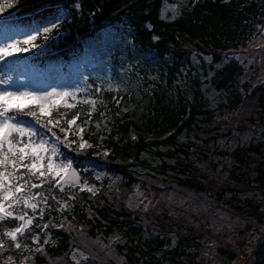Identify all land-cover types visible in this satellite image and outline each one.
I'll use <instances>...</instances> for the list:
<instances>
[{"label":"trees","instance_id":"1","mask_svg":"<svg viewBox=\"0 0 264 264\" xmlns=\"http://www.w3.org/2000/svg\"><path fill=\"white\" fill-rule=\"evenodd\" d=\"M177 1L0 0V19L52 8L65 14L47 40L39 34V46L29 45L35 57L0 62V81L21 78L27 65L43 71L54 60L44 55L56 53L65 70L81 74L78 95L94 101L6 114L36 122L42 132L14 133L12 152L7 143L0 152L24 183L25 197L35 196L37 204L19 207L15 216L32 224L24 223L15 242L5 233L21 220L0 221V264L9 255L23 264H206L212 231L197 216L166 200L141 210L131 198L165 190L243 222L232 230L234 240L217 249L221 264H264V82L245 79L241 63L264 37V0H188L176 16L164 15ZM210 90L225 94L214 107ZM247 132H253L248 141L222 145ZM42 136L59 143L81 182L98 183L85 163L101 164L103 189L92 195L80 192V184L57 185L49 175L32 174L18 148ZM25 244L28 251L20 252Z\"/></svg>","mask_w":264,"mask_h":264},{"label":"rangeland","instance_id":"2","mask_svg":"<svg viewBox=\"0 0 264 264\" xmlns=\"http://www.w3.org/2000/svg\"><path fill=\"white\" fill-rule=\"evenodd\" d=\"M190 1V0H189ZM188 0H178L176 4H168L165 7L164 15H169L171 17L176 16L183 9L184 5L189 3ZM64 12L58 8L47 9L45 12H40L38 15H29L23 18L15 19L7 22H0V47H7L8 45H15V48H9V51L13 53L11 56H6L9 58H17L25 60L29 57H33V51L31 52L28 45L24 44V41L29 38V36H38L43 33L45 27H52V24H59L62 22L64 17ZM34 43V41L32 42ZM29 49L28 51H19V49ZM45 57L54 58L50 62L46 69L40 71L39 66L36 65H27L24 69V73L21 78H8L5 82H0V94H5L13 97L8 99L5 106L25 107L30 104L43 105L44 111L46 113L52 108L60 106H73L74 104H80L81 102H94L90 98H84L78 95L82 90V76L78 72H68L65 70L64 65L62 64V58L58 55H44ZM5 58V57H4ZM50 59V58H49ZM2 59H0L1 61ZM83 60V47L80 46L78 50V55L75 58V63L78 67H81L80 64ZM28 61V60H25ZM244 65V78L252 80L253 84L264 82V37L258 38L255 43L251 46L250 50L248 49L246 54L244 53L241 60ZM107 75H110L112 72L110 69H107L105 72ZM110 77V76H109ZM118 85L115 80L112 79L110 84L111 88L117 90ZM255 86V85H253ZM69 93L70 95L61 99L59 94ZM27 94L28 97H40L38 101H33L24 96ZM51 94V96H49ZM209 101L212 107L216 106L220 100L225 98L224 93H216L212 90L208 92ZM15 97H20L16 99ZM72 99L75 100L72 103ZM41 109V107H40ZM7 117H0V121L6 119ZM221 119L219 116L218 120ZM9 125H15L17 128L23 129L24 132L21 134L17 133L20 136H31L34 137L36 132H42L38 127L36 122L28 120H19V119H8ZM7 131V129H6ZM253 136V132H247L246 134L235 138L231 142H222L224 147L232 146L238 143L240 140L241 143L248 141ZM11 138V137H10ZM43 142V143H42ZM20 148H24V152L19 151ZM55 149V152L53 151ZM18 153L20 156H23L25 160L28 158L31 161L29 165V170L36 175L37 177L50 176L54 179L60 180V177L63 176L64 180L63 185H68L69 187L80 186V192H89L92 195H96L103 189L104 179H105V169L104 167L96 161L89 160L87 168L93 171V175L98 183L95 181H85L81 182L79 172L72 167V165L62 158L60 155V146L58 142L54 141L51 137L42 136L40 138L31 139L28 144L21 145L18 148ZM35 160L36 167L32 168V163ZM52 162L53 168L51 171L48 170V163ZM61 165H70V168H61ZM39 169V171H37ZM0 171L4 172L5 179L3 180L4 189H0V197H3L6 194V190L11 187L10 191H7L8 199L4 200L6 211H11L13 215L20 213L21 207L24 204H33L35 202V196L31 194L29 197H25L24 192L17 193L15 191L16 187L23 186L24 183L17 181L13 172L5 165H0ZM43 171L44 176H40L39 172ZM59 173V175H56ZM88 189H92L89 191ZM121 189V187H120ZM138 195L135 197V194L132 195V199L135 198L137 201L136 206L141 210H149L150 208L156 206L155 204L159 201L166 200L169 204H172L173 207L181 212H184L188 215L192 214L197 216L205 226L211 229V235H209L205 240L204 246V260L206 264H221L223 258L218 256L217 249L220 245L226 246L227 243H230L234 240V235L232 230L238 224L241 226L243 222L240 219L233 217L225 209H216L207 204H201L197 201L187 199L183 195L175 193L173 191L165 190L159 191L157 193L153 192H136ZM19 196L21 199L19 202L15 201V197ZM162 202H159V205ZM9 204L13 206L8 207ZM26 219L24 223L26 224ZM27 225V224H26ZM15 231V230H13ZM19 235V234H18ZM224 235H227L228 239H224ZM219 237L222 238L221 243L218 242ZM8 238H10L8 236ZM247 238V237H246ZM11 239V238H10ZM250 240L247 241L249 243ZM14 243V242H13ZM237 243V242H236ZM29 245L25 244L20 252H27ZM16 256L4 257L2 260L3 263L14 264ZM18 264H23V261H19Z\"/></svg>","mask_w":264,"mask_h":264},{"label":"snow or ice","instance_id":"3","mask_svg":"<svg viewBox=\"0 0 264 264\" xmlns=\"http://www.w3.org/2000/svg\"><path fill=\"white\" fill-rule=\"evenodd\" d=\"M57 27H58V25L53 23L52 27H45L43 33H41L40 35L42 36V38L44 40H47L49 38V34L53 31L54 28H57ZM36 39H37L36 36H29V38L24 41V44H32V47H38L39 45H36V44L32 43ZM9 48H15V45H8L7 47H0V59H3L6 56L13 55V53L11 51H9ZM28 50L29 49H27V48L19 49V51H24V52H26ZM69 95H70L69 93H61V94H59L61 99L65 98V97H67ZM24 96L29 98V99H32L33 101H38L40 99H44V98L34 97V96L33 97H28L27 94H24ZM49 96H51V94H49ZM12 98L13 97H11L9 95L0 94V108H2V110H0V117H6V114L13 110L11 106H5L6 103H7V100L8 99H12ZM15 98L19 99L20 97H15ZM88 103H92L94 105V102L89 101ZM40 107H41V111L43 112L45 110L44 106L40 105ZM17 110H22V106H17ZM31 114L35 115L34 112L31 113ZM8 119H10V118H6V119L0 121V152L3 151L5 143H7L9 145L8 151L12 152V150H13L12 149V140L10 139V137L12 136V133L13 132H19V133L22 134L24 132L23 129L17 128L14 124L13 125H9L8 124ZM74 122H75L74 120L70 121V123H74ZM6 129H7V131H6ZM61 130L63 131V129H61ZM81 147H84V145H81ZM19 151L21 153H23L24 152V148H20ZM53 151L55 152V149H53ZM19 159L23 160L24 157L20 156ZM5 163H6L5 159H0V165H3ZM31 167L32 168L36 167L35 160L33 161ZM47 167H48L49 171L52 170L53 164H52L51 161H49ZM66 167L70 168V165H61V168H66ZM37 171H39V169H37ZM33 174H35V173H33ZM39 174H40V176H44L45 175V173L43 171H40ZM56 175H59V173H56ZM4 179H5V174H4V172L0 171V189H4V185H3V180ZM60 180H64V177L61 176ZM60 180L56 181L57 185L60 183ZM39 186L40 185H36V184L32 185L33 188L39 187ZM11 187L12 186H9V189L6 190V194L3 197H0V221H3L6 217H11L12 219H18V220L23 221L24 220V215L16 217V216L13 215V213L11 211H6V209H5V205H4L3 201L7 200L9 198L8 195H7V191H10ZM88 190L92 191V189H88ZM15 191L17 193H19L21 191V188L20 187H16ZM36 195H39V194L37 193ZM20 199H21V197H19V196L15 197V201L16 202H19ZM12 206H13L12 204L8 205L9 208H11ZM30 207L33 210H35L37 208V204H31ZM26 224L27 225H31L32 224V220L31 219L27 220ZM24 231H25V226L21 225V226L16 227L15 231L6 232L5 235L9 236L11 238V240L15 242V241H17L18 234H23ZM2 247H3V244H0V248H2ZM16 247L19 248L20 244L17 243Z\"/></svg>","mask_w":264,"mask_h":264}]
</instances>
